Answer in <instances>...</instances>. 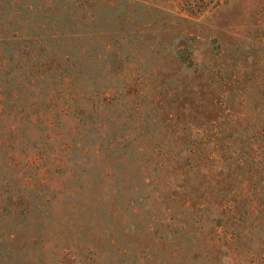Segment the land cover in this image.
<instances>
[{
    "label": "rangeland",
    "instance_id": "1",
    "mask_svg": "<svg viewBox=\"0 0 264 264\" xmlns=\"http://www.w3.org/2000/svg\"><path fill=\"white\" fill-rule=\"evenodd\" d=\"M110 1L126 89L96 153L2 171L0 264H264V0Z\"/></svg>",
    "mask_w": 264,
    "mask_h": 264
},
{
    "label": "trees",
    "instance_id": "2",
    "mask_svg": "<svg viewBox=\"0 0 264 264\" xmlns=\"http://www.w3.org/2000/svg\"><path fill=\"white\" fill-rule=\"evenodd\" d=\"M98 2L0 0V192L2 171L43 180L98 151L104 117L127 86L111 85L121 77L119 35L97 22ZM105 8L117 21L115 0Z\"/></svg>",
    "mask_w": 264,
    "mask_h": 264
}]
</instances>
